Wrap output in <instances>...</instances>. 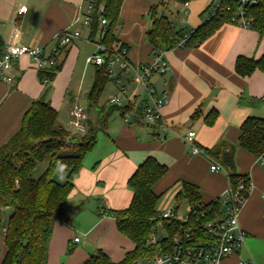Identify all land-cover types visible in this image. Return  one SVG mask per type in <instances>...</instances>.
<instances>
[{"label":"crops","instance_id":"crops-1","mask_svg":"<svg viewBox=\"0 0 264 264\" xmlns=\"http://www.w3.org/2000/svg\"><path fill=\"white\" fill-rule=\"evenodd\" d=\"M131 1H124V4L129 3L127 9L133 7ZM219 1L197 0L187 5L171 3L167 17L175 31L188 34L203 26L213 13L208 10ZM83 2L0 0V35L5 47L14 44L50 52L57 44L59 34L79 31L76 26L81 21ZM151 5L145 10L147 16ZM23 6L26 11L19 14ZM124 16L126 9L121 10L115 37L128 47L127 60L133 67L144 65L153 54L147 39L151 22L136 20L134 26L126 27L121 23ZM89 36L87 28L86 40H75L61 54L59 60L64 61L63 67L51 84L50 104L58 113L59 125L70 134L74 130H68L62 122L65 113L69 111L70 114L83 101L86 109L91 106L88 97L82 98L90 65L87 63L91 56ZM164 53L170 71L151 80L159 92L165 91L169 97V103L162 110V122L146 125L134 112V107L128 106L130 109L121 108L124 109L121 115L124 122H119L116 133L109 134L107 124L100 129L106 139L103 143L97 139L95 150L86 157L74 190L64 203L70 221H56L47 264H83L97 250L104 251L114 263H119L134 250V244L117 231L115 220L105 211L123 210L131 204L133 192L128 187V180L150 157L168 168V173L154 187L157 194L165 195L174 188L179 192L186 182L199 188L205 204L215 201L232 184L227 171H211L212 161L223 166L221 161L208 154L221 143L235 148V172L248 180L252 188L239 218L240 227L246 234L244 246L220 264H264V166L258 163L257 157L239 146L240 128L246 119H264V73L256 71L250 77L242 78L235 72L239 56L259 59L263 55L264 40L251 29L227 23L200 46L177 47ZM8 75L13 82L0 79V148L19 131L24 114L45 89L28 56L18 59ZM110 82L118 93L115 81L111 78ZM121 86H125L129 94L138 91V103L146 99L133 72L121 76ZM213 111L215 118L209 122L207 117ZM129 113L132 115L127 119ZM189 131L195 132L194 144L207 152L209 158L192 153L191 145L183 140ZM58 176L60 182L65 181L64 175ZM179 209L181 213L182 208ZM78 233L82 238L76 236ZM77 238L79 241L75 242ZM69 248L73 249L71 255H67Z\"/></svg>","mask_w":264,"mask_h":264},{"label":"trees","instance_id":"trees-1","mask_svg":"<svg viewBox=\"0 0 264 264\" xmlns=\"http://www.w3.org/2000/svg\"><path fill=\"white\" fill-rule=\"evenodd\" d=\"M125 0H95L92 7L89 27L92 40L100 30V21L105 19L107 27L100 42L111 47L119 42L114 32L119 25L120 13ZM197 0H158L148 10L151 32L147 33L153 52H166L179 47L185 35L182 30L175 31L168 19L170 4L187 5ZM238 0H220L222 7L234 9ZM247 16L251 30L264 40V0L247 7ZM233 14L222 11L210 17L200 28L188 33L183 47H197L207 41L221 26L232 23ZM233 24V23H232ZM122 44V43H121ZM128 50L125 44H122ZM5 51V44L0 35V56ZM66 49L63 50L65 52ZM64 61L59 62L49 73H39L43 84L44 78L50 84L44 86L41 97L35 100L24 114L19 131L0 148V231L4 227V250L0 248V264H47L48 248L56 221L69 223L70 216L64 209V203L72 194L75 180L79 177L86 157L97 145V134L100 129L88 125L84 134L79 137L67 132L58 123V113L49 101L51 84ZM256 71L264 73V53L259 59L239 56L235 62V72L242 78L250 77ZM109 82L107 70L96 68L94 83L89 93L91 106H98L106 84ZM128 108V107H127ZM126 108V109H127ZM130 109V108H128ZM114 110L112 107L110 111ZM101 127L107 124L100 111ZM215 112L207 119L213 121ZM212 123V122H211ZM239 146L249 154L259 158L264 155V119L249 117L240 128ZM221 161L232 185L243 180L234 169L235 148L221 143L208 153ZM48 160L45 172L37 179L33 177L37 168ZM63 173L64 182L58 174ZM168 173V168L154 158L146 159L128 180V187L133 192L131 204L123 210L105 211L115 222L117 231L131 241L135 248L127 253L119 263H114L102 250H97L83 264H136L137 261L160 256L175 247L174 237L189 228H198V222L209 220L221 214V207L215 202L205 204L199 188L184 182L175 197L174 209L178 210L183 203L197 208V215H190L187 224L178 221L160 220L161 212L158 203L164 194H157L154 187ZM11 210L12 214L2 227V213ZM201 211L210 212L206 218ZM206 213V212H205ZM167 233V238L153 245L151 239L157 231L158 224ZM73 249L67 250L71 255Z\"/></svg>","mask_w":264,"mask_h":264},{"label":"built area","instance_id":"built-area-1","mask_svg":"<svg viewBox=\"0 0 264 264\" xmlns=\"http://www.w3.org/2000/svg\"><path fill=\"white\" fill-rule=\"evenodd\" d=\"M95 0H90V3L84 9V3L80 6L81 19L83 26L89 28L91 24L92 7ZM257 3V0H238L234 9L231 7H222L216 4L215 10L210 17H214L222 11L233 14L232 23L243 29H250L251 22L247 16V7ZM26 11L23 6L19 10V14ZM209 17V18H210ZM107 21L101 19L100 30L96 37L91 40L94 44L95 52L87 59V63L94 65L96 68H104L107 70L109 79L115 81L118 87V93L111 96L109 104L113 107L123 108L128 106L134 107V112L139 115V118L144 124L154 126L162 122V110L169 103L167 92H159L151 83L154 76H164L170 71V65L165 60L164 52H153L148 63L133 67L127 60L128 50L122 46L120 42H115L111 47H107L100 42V38L105 35ZM81 38V33L78 30L65 31L59 34L56 38L57 44L50 52H46L42 48H32L23 45H10L5 47L4 53L0 56V79L4 82L11 83L13 78L8 73L13 68L14 63L21 57L28 56L33 62L39 73H49L59 62V58L63 50L68 48L75 40ZM188 38V34L179 42V47H183ZM118 66V70H115ZM133 72L134 79L137 80L140 87L143 88L146 99L138 103L139 93L134 91L128 93L125 86H121V76L125 73ZM50 80L44 78L43 85H49ZM72 120L70 122L74 129L72 135H82L87 130L86 108L80 104L76 105L71 113ZM132 115V114H131ZM130 113L126 118H130ZM195 132L189 131L184 137V141L191 145L194 155H202L208 157L207 152L200 149L194 144ZM258 163L264 166V155L258 158ZM212 172L226 171L223 166L216 162H211ZM251 183L248 180H241L237 185H232L218 197L215 202L221 207V214L209 220L198 222V228H189L184 232L178 233L173 243L175 247L172 251H168L160 256L142 259L136 264H220L227 257L240 252L246 240V234L241 229L239 218L247 198L251 192ZM188 214L181 216L180 209H169L162 212L160 220L178 221L181 225H185L190 220V215H197V208L189 205ZM206 212V213H205ZM210 212L201 211L200 216L206 218ZM163 231V235L159 238L157 234ZM2 232L6 229L3 227ZM167 238L166 231L162 228L161 223L157 226V231L151 239V244L155 245ZM78 242L79 239H75ZM241 264H253L251 262H243Z\"/></svg>","mask_w":264,"mask_h":264},{"label":"rangeland","instance_id":"rangeland-1","mask_svg":"<svg viewBox=\"0 0 264 264\" xmlns=\"http://www.w3.org/2000/svg\"><path fill=\"white\" fill-rule=\"evenodd\" d=\"M163 1H167V0H163ZM132 3H130V5H133V7H130L127 9L129 3L124 4L122 9H126V16H124V19L121 20L122 26L125 23L126 27H132L134 26L136 20L142 21L143 23L148 22L149 18L148 16L145 14V10L148 7V5L151 4H155L158 1L156 0H132ZM135 2V3H134ZM84 9H86V6L90 3V0H84ZM215 6L216 4H214L213 7L210 8V12L215 10ZM82 17V16H81ZM80 33H81V38L84 40H86V36H87V27L83 26L82 24V19L80 21V24H78L76 26ZM118 33V31L114 32V35H116ZM81 39V40H82ZM84 40V41H85ZM80 41V40H78ZM95 51V47L94 44L91 43V55L94 54ZM115 70H118V66H115L114 68ZM94 73H95V66L94 65H89V73L88 76L86 77V84L84 86L83 89V95L82 98L86 99L88 97V92H90V90L92 89L93 83H94ZM86 90V91H85ZM86 92V93H85ZM117 93H115L114 88L112 86V82H110V84L108 83L107 87L105 88V90L103 91L101 98L99 100V107H91L89 105V107H87V115H88V122L84 121L85 125H88L91 127V125L93 127H96L98 129H101L102 125L100 120H102L101 118V113L100 111H103V118L107 119V126L109 127V134L110 133H116L119 130L118 124L120 121H122L123 119L121 118V115L124 114V109L121 108H116L112 111H110V108L112 107L109 104V99L111 96L115 95ZM82 99V100H83ZM99 118H101L99 120ZM72 120L71 115L69 114V111L67 113H65V120H63L62 122L64 123V126L67 127L68 130L73 131V127L70 125L69 121ZM124 122V120L122 121ZM79 137H81V135H78ZM83 136V135H82ZM97 139L99 143H103L105 141V133L103 130L98 131L97 134ZM107 141V140H106ZM48 160H46L44 163H42L36 170V172L34 173L33 177L35 179L39 178L46 170L47 166H48ZM58 175H63V173H60ZM178 188H174L173 190H171L170 192H168L167 194L163 195L162 198L160 199V202L158 203V211L159 212H165L166 210L169 209H173L176 202H175V197L172 200H169L170 197L177 191L178 192ZM169 202V203H168ZM188 204L183 203L181 205L182 211H181V216L187 215L188 214ZM12 214L11 210H5L2 213V227L4 226V224L6 223L7 219L9 218V216ZM4 233L2 232V229L0 231V248L1 250H4V238H3ZM163 235V231H161L160 233L157 234V237H161ZM78 238H82L81 235L78 233L76 235Z\"/></svg>","mask_w":264,"mask_h":264},{"label":"water","instance_id":"water-1","mask_svg":"<svg viewBox=\"0 0 264 264\" xmlns=\"http://www.w3.org/2000/svg\"><path fill=\"white\" fill-rule=\"evenodd\" d=\"M150 32H151V29L148 30V34H149ZM85 104H86L85 101H83L82 104H81V106L85 108V106H86ZM113 108H116V106H113Z\"/></svg>","mask_w":264,"mask_h":264}]
</instances>
